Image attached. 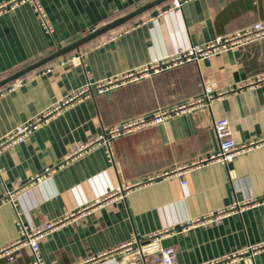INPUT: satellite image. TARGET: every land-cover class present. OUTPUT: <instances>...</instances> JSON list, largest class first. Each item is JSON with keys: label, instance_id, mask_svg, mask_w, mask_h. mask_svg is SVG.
Masks as SVG:
<instances>
[{"label": "crops", "instance_id": "1", "mask_svg": "<svg viewBox=\"0 0 264 264\" xmlns=\"http://www.w3.org/2000/svg\"><path fill=\"white\" fill-rule=\"evenodd\" d=\"M39 1L50 33L28 2L0 10V79L151 0ZM169 4L111 29L126 28L114 41L96 46L104 33L82 44L80 56L50 73L36 75L60 56L23 75L14 89L11 82L0 87V138L50 111L24 142L0 154V249L20 238V224L47 222L59 224L40 241L46 264H151L158 249L152 235L165 230L160 239L173 237L168 247L177 264L204 263L264 242V38L123 78L190 45L263 21L264 0H185L180 11L159 14ZM86 84L87 95L55 109ZM202 85L213 94L225 92L208 107L171 113L107 142L98 139L130 118L198 98ZM219 118L227 119L238 143L259 141L226 166L202 162L217 150L212 121ZM235 202L239 208L228 209ZM217 214L218 220L208 221ZM137 249L142 253L135 258ZM31 260L22 247L13 261L0 257V264ZM222 264H264V246Z\"/></svg>", "mask_w": 264, "mask_h": 264}, {"label": "built area", "instance_id": "2", "mask_svg": "<svg viewBox=\"0 0 264 264\" xmlns=\"http://www.w3.org/2000/svg\"><path fill=\"white\" fill-rule=\"evenodd\" d=\"M185 0H170V4L166 9H163L159 12L162 14L166 11H180V7L182 2ZM30 3L35 12L38 14L41 25L47 32H52L51 25L45 15L44 9L42 4L39 0H11L8 3H4L0 5V10L13 8L17 4ZM126 28H122L121 30H110L107 31L104 35H102L96 46L104 45L111 41H114L117 36H119L122 32H124ZM264 38V20L263 21H256L242 29L235 30L230 33H226L224 35L215 36L210 41L202 44V45H190L185 50L179 51L178 53L172 54L164 59L156 60L148 66L141 67L138 71L134 73H127L123 76L124 79L133 80L136 79L140 75H146L150 70H160V69H168L178 64H182L185 62H196L202 59H208L212 56L218 55L223 53L229 49L236 48L247 43L257 41ZM81 53L79 50L73 51V53L69 54L65 57H59L54 60L50 65L45 66L44 68H40L42 70H38L39 74H47L52 72L56 67L65 65L69 61L73 60L74 58L80 56ZM23 81V78L20 77L14 81H12L9 85V89L12 90L15 86L20 85ZM110 81H108L109 83ZM105 84V83H104ZM88 84L84 85L80 89L73 91L66 95L61 102L55 105V109L59 108L61 105H66L84 95H87V88ZM98 89H101V85L98 86ZM225 91H217V93L213 94L212 89L209 86L202 85V92L198 98L189 99L186 103L182 106H179L176 109L171 111H158L153 113L152 115H138L133 118H130L119 125L113 126L108 128L104 131L103 134L98 136V139L107 142L108 139L116 137L123 133H130L139 128L146 127L149 125L157 124L161 122L165 117L169 114L183 112L185 109L193 106H204L208 107L212 100L219 95H222ZM50 111L43 112L41 115H38L27 121L25 123L17 125L14 129H12L9 133L4 135L0 138V154L1 152L8 148L12 147L18 143H22L25 139L45 120V118L49 115ZM212 130L217 140V150L214 153L208 154L206 157L203 158L202 162H218L224 166H226L229 162L232 161L233 157L237 154L244 153L250 147L255 146L258 144L259 141H250L249 143L242 144L235 141L231 136V130L227 119L219 118L214 119L212 121ZM261 142V141H260ZM107 156L109 157L108 151H106ZM2 173V169L0 167V176ZM182 184L184 182L182 181ZM126 188V187H125ZM121 189L116 188L114 193L121 194ZM113 195V193L107 195L109 197ZM8 200L13 204L14 198L12 193H7ZM252 201V199H247L244 201L248 203ZM238 203H233L231 207L239 208ZM219 215H214L209 220H218ZM59 223L58 222H47L39 225L35 228H28L27 226L20 224V238L17 239L15 242L2 247L0 249V257H5L10 261L15 259V251L22 248L28 247L32 260L31 264H46L43 260L41 253H40V241L45 237V235L53 230ZM169 232L168 230L161 231L160 233H156L152 235L155 239L159 240L164 233ZM264 246V242L257 243L254 245H247L246 247L239 249L233 253L228 255H224L219 258L212 259L210 261L200 263V264H222L227 262H234L237 259L241 258L243 255L251 256L257 249ZM137 253H140V249L136 250ZM151 264H177L175 259L174 249L172 247H159L155 252L152 253L150 257ZM134 264H146L143 260L134 262Z\"/></svg>", "mask_w": 264, "mask_h": 264}, {"label": "water", "instance_id": "3", "mask_svg": "<svg viewBox=\"0 0 264 264\" xmlns=\"http://www.w3.org/2000/svg\"><path fill=\"white\" fill-rule=\"evenodd\" d=\"M163 1H165V0H151V1L135 8L134 10H132L130 12H128V13L108 22V23H105V24L101 25L100 27H97V28L91 30L90 32L86 33L85 35H83L77 39H75L74 41H71L70 43L66 44L65 46L57 48L56 51H54L53 53L39 59L38 61L31 63L30 65L8 75L7 77H5L3 79H0V87L22 77L23 75L41 67L42 65L54 60L55 58H57L59 56L65 55L66 53L71 52V51H77L78 48L82 44L106 33L107 31H109L111 29H114L115 27H118V26L124 24L125 22L132 19L133 17L141 14L142 12L146 11L147 9H149L155 5L162 3ZM172 240H173V237L159 239L157 241L158 248L159 247L164 248V247L170 246L171 245L170 242ZM140 253H142V249L140 250ZM134 257L135 258L139 257V253H136L134 255ZM129 264H134V262L129 263Z\"/></svg>", "mask_w": 264, "mask_h": 264}]
</instances>
